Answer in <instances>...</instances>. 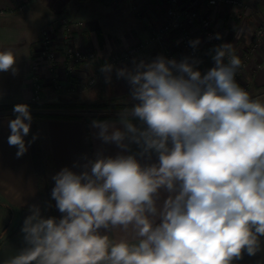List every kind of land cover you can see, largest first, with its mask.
Returning <instances> with one entry per match:
<instances>
[{
	"label": "clouds",
	"instance_id": "1",
	"mask_svg": "<svg viewBox=\"0 0 264 264\" xmlns=\"http://www.w3.org/2000/svg\"><path fill=\"white\" fill-rule=\"evenodd\" d=\"M209 55L206 72L196 57L163 55L115 69L136 103L91 126L119 151L53 175L60 217L32 205L26 246L2 264H234L264 251V100L237 83L242 61L231 43ZM15 61L0 51V72H15ZM113 70L100 68L106 82ZM13 113L7 142L21 157L33 117L27 104ZM117 229L131 238H114Z\"/></svg>",
	"mask_w": 264,
	"mask_h": 264
},
{
	"label": "crops",
	"instance_id": "2",
	"mask_svg": "<svg viewBox=\"0 0 264 264\" xmlns=\"http://www.w3.org/2000/svg\"><path fill=\"white\" fill-rule=\"evenodd\" d=\"M244 3L243 12L223 8L207 6L202 8L208 17L213 18L215 27L228 35H236L235 41L241 46H248L253 41V35L259 17L264 18V0H242ZM91 2V1H89ZM131 7V1L125 0ZM24 4L23 7H20ZM64 9L66 14L71 15L74 21H83L82 29L74 28L76 42L82 48H93L102 57H107L115 48H125L135 41L147 40L150 31L153 33L160 29L158 11L154 7L148 9L151 13L140 21V25L135 31H130L129 26L122 25L125 19L127 7L108 8L96 1L81 3L76 0H0V51H12L15 56V72H0V106L29 102L33 95L31 79V56L33 44L41 36L44 27L54 16V12ZM205 9V10H204ZM207 9V10H206ZM126 11V12H125ZM128 13V12H127ZM129 16L131 14L128 13ZM133 18V17H131ZM121 24V25H120ZM145 24V25H144ZM160 25V26H159ZM232 29H231V28ZM77 29V30H76ZM231 31V32H229ZM176 36V35H175ZM225 36V37H226ZM258 51L255 52L254 59L249 67L248 74L251 79L252 89L257 91L253 98L264 100V40L259 44ZM209 52L214 46L206 44ZM207 60L213 64L211 55ZM132 63L116 66L131 68ZM88 66L79 68L81 83L86 78ZM115 69L111 73V83L120 85L122 82L116 76ZM43 71V70H42ZM48 75V70L45 68ZM88 75V74H87ZM117 79V80H115ZM84 80V81H83ZM65 81V80H64ZM76 86L70 84L72 88L66 89L68 99L72 97L71 90H78L81 83L76 79ZM83 81V82H82ZM98 92L102 88L109 89L105 74L100 72L96 80ZM65 85V84H64ZM42 95L51 89V86L44 82ZM121 91V90H120ZM49 93V92H48ZM122 93V92H121ZM101 94V93H100ZM84 116V114H83ZM33 117V116H32ZM80 118L62 117H33L30 133L25 137L28 145L27 152L17 157V148L9 146L7 138L10 129L7 123L15 118L13 112L0 113V264L3 260L17 254L26 245L24 233L21 231L24 220L30 215L32 205L40 207L42 215L45 217H60L59 211L55 207V201L51 198V191L54 187L52 176L64 167H69L73 171L79 172L85 160L84 157L94 158L98 151H103L105 155H115L119 149L115 145L103 144L96 139L94 133L97 131L91 124L93 120H116V119H91L84 116ZM34 129V130H33ZM35 132L37 147L39 149L40 172H42L43 184L48 196V205L44 203L41 183L39 182V169L33 153V135ZM29 141H32L28 144ZM136 146H132V151H136ZM142 163L156 162V156L152 160H142ZM166 194L161 193L160 204ZM8 212V215L6 213ZM7 219L6 223L3 222ZM111 235L114 238H121L127 235L131 238V233H124L117 229ZM264 240V238H262ZM234 264H264V251L255 256L246 253L242 260L234 261Z\"/></svg>",
	"mask_w": 264,
	"mask_h": 264
},
{
	"label": "rangeland",
	"instance_id": "3",
	"mask_svg": "<svg viewBox=\"0 0 264 264\" xmlns=\"http://www.w3.org/2000/svg\"><path fill=\"white\" fill-rule=\"evenodd\" d=\"M80 1V0H76ZM84 1H88V3H91L96 1L97 3H101L103 6H107L108 8H112L111 13L113 12V8H121L123 6L127 7V12L131 14V16L128 15V13H125V19L121 21L122 25L129 26V30L135 31L133 34H138L137 32V26L140 25V21H144L147 16L150 15V7H154L156 11H158L159 16V23L161 25L160 29L157 30V32L153 33V31L149 32V35H147V40H138L134 43L130 44L128 47L125 48H115L112 50V52L107 57L100 56L97 51H95L93 48H86L82 49L76 42V34L74 33V28H77L78 30L82 29V25H75V22L71 15L66 14L64 9L59 10L57 12H54L53 18L44 26L41 30V36L36 42L33 44V52L31 53V81L33 86V95L32 99L29 101L33 106H29L30 112H41V113H63V114H84V116H87L91 118L92 116H99V115H117L118 112L124 110L126 107H131L133 104L136 103V101H133L130 97V86L127 83L126 80L122 79L120 80L122 83L120 85H116L115 83L109 84L110 88L105 89L102 88L101 92H98L96 89V80L98 78V75L100 74V68L105 63H110L114 65V68L117 69L118 66L124 65L126 63H132L133 59H136L137 62L141 59L145 61H151L154 58H156L159 55H163L167 58H175L177 61L183 59L184 57H191L187 54L186 50L183 48L182 41H181V34L184 30L188 29L192 32V35L195 37V39L200 40V44L197 46L199 47V50L202 53V60L204 61L205 65L211 68L213 64L207 60V57L209 55V52L206 50V44H210L214 46L211 43H208L205 41L204 36L200 29L199 22L195 21V23L188 22L186 18H184L181 21V24L174 26V28L171 31H168L166 35H162L160 39L153 38L161 31L162 26L165 22H167L168 14H167V8H168V1L167 0H136V2L139 4V9L135 12L132 10V4L131 7H128L129 5L126 4L125 0H81V3H84ZM91 1V2H89ZM132 3V2H131ZM209 6L207 4L206 0H178V7L181 9H194L197 11L198 15L200 17L207 16L205 11H203L202 8H205ZM214 8H223L230 9V10H239V12H243V8H237L234 5L230 4H219L216 6L210 5ZM209 6V7H210ZM205 10V9H204ZM207 10V9H206ZM133 11V12H132ZM61 15H66L70 18V24L69 26H66L68 28V31L71 33V41L72 45L75 48H78L80 50L84 51H92L95 53L96 58L91 60H84L79 61L73 64L74 66L72 69H69V62L65 59V53H64V32L65 27H63V24H60L58 22V17ZM133 17V18H131ZM212 21L214 28L216 30V34H220L221 39L223 43H231L233 46V49L235 50V53H238L242 57L247 56V64L245 68L242 70L239 75H236V81L237 83L244 88L246 91L249 92V94L253 97L255 95V90L252 89V83L251 79L248 74V67L250 63L255 60V52L258 51L259 47H256L255 50H246L247 46H241L240 43L235 41L236 35H225L223 31H220L215 27V22L213 21V18L209 17ZM259 22L257 23V27L264 22L263 16L259 17ZM81 21V20H79ZM83 22V21H82ZM121 25V24H120ZM145 25V24H144ZM159 25V26H160ZM256 27V28H257ZM44 28H48L50 30L51 36L53 37L52 40H54V48L57 53V60L53 66V71L47 66L48 60L47 58L43 57L40 53V40L42 39V32ZM231 28V27H230ZM76 29V30H77ZM232 29V28H231ZM231 32V31H229ZM176 35V36H175ZM226 36V37H225ZM264 38V37H263ZM262 42V41H261ZM137 48V53L129 56L124 57L122 54L124 51H126L128 48ZM210 56V55H209ZM84 66H88V69L84 74H86L85 77L86 80L81 83V76L79 77V68H83ZM117 66V67H116ZM45 68L48 70V75L45 73L44 76V70ZM202 64H199V69L202 70ZM43 70V71H42ZM88 74V75H87ZM34 77H38V82L40 84V89L38 91L35 90L36 86L34 84ZM78 80L80 84L78 90H71L69 92L72 94V97L70 99L67 98L65 92L66 89L72 88L70 84H67V82L74 84L75 88L76 81ZM65 80V81H64ZM117 80V79H115ZM51 86V89L47 90V93L45 95H42V90L44 89V82ZM65 84V85H64ZM121 90V91H120ZM65 91V92H64ZM49 92V93H48ZM122 92V93H121ZM101 93V94H100ZM14 107H6V106H0V113L2 112H13ZM8 215V212L6 213ZM7 219H5L3 222H7Z\"/></svg>",
	"mask_w": 264,
	"mask_h": 264
},
{
	"label": "built area",
	"instance_id": "4",
	"mask_svg": "<svg viewBox=\"0 0 264 264\" xmlns=\"http://www.w3.org/2000/svg\"><path fill=\"white\" fill-rule=\"evenodd\" d=\"M132 2V10L137 11L139 9V4L136 2V0H129ZM169 5L167 10L168 18L167 22L164 23L162 26L161 31L153 38L160 39L162 35H166L168 31H171L174 26L181 24V21L186 18L188 22L195 23V21L199 22L200 29L202 31L201 34H203L204 39L206 42L213 44L214 46L220 45L223 42L220 41V39H216V30L214 28V25L210 18L208 16L200 17L196 10L194 9H181L178 7V0H167ZM207 4L216 6L219 4H230L234 5L237 8H243L244 3L242 0H206ZM24 4H21L20 7H23ZM132 11V12H133ZM58 22L60 24H63V27H65V32L63 34L64 38V55L65 59L69 62V69L71 70L76 62L84 61V60H91L95 59V53L92 51H84L80 50L78 48H75L72 45L71 39V33L68 31V28L66 26H69L70 24V18L66 15H61L58 17ZM82 21L75 22V25L79 26L82 25ZM253 35V41L246 47V50H255L256 47H259L264 40V22L261 23L256 29ZM181 41L183 48L186 50L187 54L191 57H196L200 61H202V70L206 72L209 67L205 65L204 61L202 60L203 56L201 51L199 50V47H196L193 49V47L190 46V41L196 40L195 37L192 35V32L188 29L184 30L181 34ZM53 37L51 36L50 30L48 28H44L42 32V39L40 40V53L45 59L48 60V67L53 71V66L57 60V53L54 48V40H52ZM137 48H128L122 56L129 57L137 53ZM242 61L241 67L238 69L237 74L239 75L242 70L245 68L247 64V56L242 57L238 53H235ZM38 77H34V84L36 86L35 90L38 91L40 89V84L38 82Z\"/></svg>",
	"mask_w": 264,
	"mask_h": 264
},
{
	"label": "trees",
	"instance_id": "5",
	"mask_svg": "<svg viewBox=\"0 0 264 264\" xmlns=\"http://www.w3.org/2000/svg\"><path fill=\"white\" fill-rule=\"evenodd\" d=\"M16 104H21V103H16ZM16 104H8V105H4V106H6V107H14ZM22 104H27L28 106H33L31 104V102H22ZM31 115L33 117H37V118H39V117H62V118H80V119H85L83 114H63V113H61V114L60 113H48L47 114V113H41V112H31ZM91 119H117V115H99V116L95 115V116H92ZM33 130H31L32 135H33V137L34 136L36 137L35 132ZM32 144H33V153H34L33 156H35V161H36V164H37V168L36 169H39L41 167L40 164L42 163L40 161V158H39V149L37 147L36 141H34V143H32ZM38 174H39V179H40L39 182L41 183V187H42L41 188V190H42L41 194L43 195L44 203L46 205H48V196L46 194V190H45V187H44V184H43V180L44 179L42 178V172H40V169L38 171Z\"/></svg>",
	"mask_w": 264,
	"mask_h": 264
}]
</instances>
